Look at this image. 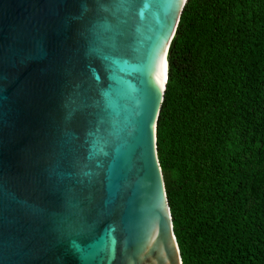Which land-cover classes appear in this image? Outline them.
I'll return each mask as SVG.
<instances>
[{
	"label": "water",
	"instance_id": "1",
	"mask_svg": "<svg viewBox=\"0 0 264 264\" xmlns=\"http://www.w3.org/2000/svg\"><path fill=\"white\" fill-rule=\"evenodd\" d=\"M187 0H0V264H182L156 126Z\"/></svg>",
	"mask_w": 264,
	"mask_h": 264
},
{
	"label": "trees",
	"instance_id": "2",
	"mask_svg": "<svg viewBox=\"0 0 264 264\" xmlns=\"http://www.w3.org/2000/svg\"><path fill=\"white\" fill-rule=\"evenodd\" d=\"M182 264H264V0H187L156 126Z\"/></svg>",
	"mask_w": 264,
	"mask_h": 264
}]
</instances>
